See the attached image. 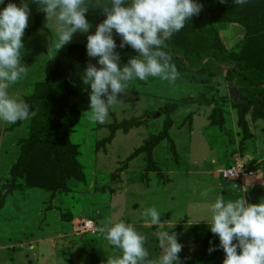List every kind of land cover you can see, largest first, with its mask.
I'll use <instances>...</instances> for the list:
<instances>
[{
  "label": "rangeland",
  "instance_id": "374dc122",
  "mask_svg": "<svg viewBox=\"0 0 264 264\" xmlns=\"http://www.w3.org/2000/svg\"><path fill=\"white\" fill-rule=\"evenodd\" d=\"M11 2L21 5V0ZM26 2L31 10L27 28H32L39 5L33 0ZM195 2L203 5L198 14L200 26L226 52L240 50L246 24L264 11V0H247L242 6L234 0ZM7 3L9 0H4L0 10ZM46 23L44 19L43 29L25 32L22 37L21 62L28 72L10 86L9 93L23 100L53 69L61 51L71 44H83L87 35L95 32L93 24L89 33L77 31L71 42L56 52L54 31ZM116 51L121 56V67L138 55L132 48ZM89 63L99 67L97 58ZM231 91L222 72L214 78L179 73L174 83L159 77L133 79L127 93L117 94L120 102L110 107L105 123L90 120L86 111L81 113L70 135L81 167L73 174L80 171L81 181L75 176L65 182L58 178L53 183L59 186L55 190L31 187L25 175L13 183L7 171L17 161L21 143L29 137L31 116L15 124L0 120V173L9 175L0 187V191L9 192L0 206V264H106L109 256L120 254L100 230L101 222L106 220L132 224L146 237V262L158 259L162 250L153 235L158 226L146 229L143 224H150L151 219L141 216L143 210L153 206L160 213V226L172 223L174 227L163 229L178 232L177 241L183 245L178 253L182 264H200L188 236L197 231V226L177 228V224L187 220L192 225L208 222L210 202L221 195L218 189L249 191L257 173L246 164L254 172L253 177L232 183L219 176L220 170L234 165L235 160L242 163L252 154V159H264V120L255 117L251 109L244 117L246 129L241 127L240 101ZM131 120H139L138 125L117 129L129 126ZM167 125L168 139L152 150L150 160L145 152L136 154L146 147L150 136L160 134ZM61 182L66 183L63 188ZM206 189L209 192L205 197L202 192ZM85 222L94 227L93 234L83 233ZM200 232H204L201 227Z\"/></svg>",
  "mask_w": 264,
  "mask_h": 264
},
{
  "label": "clouds",
  "instance_id": "9594fccd",
  "mask_svg": "<svg viewBox=\"0 0 264 264\" xmlns=\"http://www.w3.org/2000/svg\"><path fill=\"white\" fill-rule=\"evenodd\" d=\"M4 0H0L2 4ZM39 11L45 13L48 25L54 31L53 45L60 50L71 42L77 31L89 33L91 24L86 18L90 9H102L105 19L98 23L93 34L87 35V55L97 58L89 63L81 77L90 86L89 110L84 114L92 121L105 123L110 107L118 104L117 94L127 93L129 82L138 78L146 81L159 77L174 83L179 73L165 51L166 41L180 31L186 20L198 15L203 5L195 0H33ZM222 2V0H221ZM244 5L247 0H234ZM30 8L26 0L21 5L9 2L0 10V120L10 124L34 116L29 104L18 95L9 93L11 85L23 79L28 72L22 60V37L28 26ZM121 38L119 48L130 46L138 55L132 56L122 67L121 56L113 32ZM106 97V99L104 98ZM209 190L202 192L208 195ZM210 230L217 235L223 249V264H264V200L249 203L246 199H224L217 195L211 208ZM143 218L152 225L160 224V213L153 206L142 211ZM101 232L110 245L120 249V254L109 256L106 264H145L149 253L145 248L146 237L132 224L123 221L101 222ZM162 250L158 259L146 264H182L178 253L183 245L177 234L156 231ZM235 241V242H234ZM211 244V241H210ZM239 249V252H238ZM214 247L208 249L214 251Z\"/></svg>",
  "mask_w": 264,
  "mask_h": 264
},
{
  "label": "trees",
  "instance_id": "16d2710c",
  "mask_svg": "<svg viewBox=\"0 0 264 264\" xmlns=\"http://www.w3.org/2000/svg\"><path fill=\"white\" fill-rule=\"evenodd\" d=\"M88 2L90 0H86ZM86 18L96 27L105 19V15L102 9H90ZM44 19L45 13L38 10L33 27L26 28L25 32L35 33L43 29ZM245 29L240 50L226 52L200 26V17L194 15L165 42L164 49L171 55V62L178 73L206 78H214L217 72L224 73L226 84L239 98V125L244 129V117L251 109L255 117L264 120V11L250 24H246ZM113 35L119 51L126 52L131 48H119L121 38L115 31ZM86 44L87 41L71 44L61 51L55 58L53 69L42 82L35 85L33 94L24 98L30 106V112H35V115L30 118L29 137L21 143L19 157L9 170L13 183L17 177L21 179L25 175L29 186H45L55 190L59 186L54 187L53 183L58 178L65 182L75 176L81 181L78 175L80 171H77V175L73 174L81 167L76 160L77 147L70 142V135L80 121L81 113L87 111L90 104V86L84 85L81 79L91 59L87 55ZM138 123L139 120H131L129 126L117 129H130ZM168 129L167 125L160 134L150 136L146 147L136 154L145 152L150 160L152 150L168 139ZM65 184L61 182L60 188ZM8 193L7 189L0 191V206Z\"/></svg>",
  "mask_w": 264,
  "mask_h": 264
},
{
  "label": "crops",
  "instance_id": "0c3cea01",
  "mask_svg": "<svg viewBox=\"0 0 264 264\" xmlns=\"http://www.w3.org/2000/svg\"><path fill=\"white\" fill-rule=\"evenodd\" d=\"M259 154H261V152ZM252 155H250L248 157H244V161L242 163H239L238 160L234 161L235 164L236 163L244 164L245 167H247V169H249V170H250V168L246 164H251V168H254L256 170L257 173L253 172L255 175L253 177V180H251L252 187L250 188L249 191L241 189V192H239V193L236 191H231V190L225 191V190L218 187L219 193L221 192V195L224 196V199L226 202L228 200H236L239 198L246 199V201L249 203H259L262 200H264V166H263L264 165V159H262L260 157H257L256 159H252V157H251ZM14 163H15V161L12 164H14ZM12 164H11V166H12ZM234 165L231 164L230 166H234ZM11 166L9 167V169L7 171L8 173H9ZM230 166H228V167H230ZM8 173L4 174V175H2L0 173V187L5 184L6 179L9 176ZM232 183H235V182H232ZM248 192H249V196L247 195ZM228 193H230V195ZM212 203H214V201H211L210 205H212ZM144 225H146V226H144ZM153 226H156V225H152L151 223L150 224H143V227H145L146 229H150V228L153 229L152 228ZM168 226L174 227V225L172 223L171 224L162 223L161 226H160V224L158 225L157 229H159L161 231V229H163L164 227H168ZM181 226L192 227V228L197 226L198 228L201 227L202 231H204V232H200V234H198V228L196 227L197 231H194V234L192 232H191V234H188V236L192 240V243L195 247V250L198 252L197 263L200 262V264H202V262L204 261L205 264H223V260L225 258V253H224L223 249L219 247L220 241H219L218 236L213 234L210 230L211 220H209L208 222L196 223V225L195 224L192 225L191 221L187 220V221H184L183 224H177V228H179ZM163 230L168 231L169 234L173 233L171 230H168V229H163ZM177 237H178V232H177ZM210 241H211V244H210ZM199 247L202 249V251L199 249ZM210 247H214L215 250L212 252H209L208 249ZM3 248H6V247L4 246ZM7 249H8V247H7ZM238 252H239V249H238Z\"/></svg>",
  "mask_w": 264,
  "mask_h": 264
},
{
  "label": "built area",
  "instance_id": "2783aa9c",
  "mask_svg": "<svg viewBox=\"0 0 264 264\" xmlns=\"http://www.w3.org/2000/svg\"><path fill=\"white\" fill-rule=\"evenodd\" d=\"M219 176L222 179L230 181V182H242L248 178L253 177V172L249 169L245 168L244 164L236 163L234 166H230L226 169H222L219 171ZM83 233L93 234L95 229L92 225H89L87 222L82 226Z\"/></svg>",
  "mask_w": 264,
  "mask_h": 264
},
{
  "label": "water",
  "instance_id": "95a60500",
  "mask_svg": "<svg viewBox=\"0 0 264 264\" xmlns=\"http://www.w3.org/2000/svg\"><path fill=\"white\" fill-rule=\"evenodd\" d=\"M154 117H157V116H154Z\"/></svg>",
  "mask_w": 264,
  "mask_h": 264
}]
</instances>
